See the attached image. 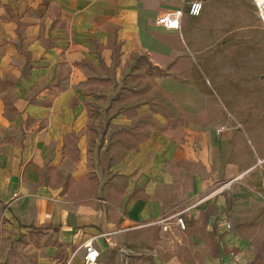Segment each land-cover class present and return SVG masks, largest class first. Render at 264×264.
<instances>
[{
    "label": "crops",
    "instance_id": "crops-1",
    "mask_svg": "<svg viewBox=\"0 0 264 264\" xmlns=\"http://www.w3.org/2000/svg\"><path fill=\"white\" fill-rule=\"evenodd\" d=\"M195 1L201 11L192 16ZM175 9L182 11L178 29L155 23ZM226 43L263 53L264 28L250 0H0V216L13 236L48 226L59 229L66 245L94 237L111 264L115 251L108 245L133 250L138 224L171 216L163 211L159 186L175 146L158 134L165 119L157 88L184 113H199L197 91L178 78L175 62ZM186 129L197 153L201 148L223 160V142L195 123ZM140 133L138 143L107 166L127 186L108 214L96 203L73 208L50 197L59 194L45 182L50 167L74 178L102 175L92 167V149L98 148L101 167L104 148L121 147ZM225 201L217 198L220 207ZM182 211L186 229L171 224L185 233L200 224L205 208L192 204ZM5 227L0 222V237ZM220 227V246L243 250L245 240ZM79 252L72 261L80 264L82 247ZM235 254L221 253L212 264L251 259L246 249Z\"/></svg>",
    "mask_w": 264,
    "mask_h": 264
},
{
    "label": "rangeland",
    "instance_id": "rangeland-1",
    "mask_svg": "<svg viewBox=\"0 0 264 264\" xmlns=\"http://www.w3.org/2000/svg\"><path fill=\"white\" fill-rule=\"evenodd\" d=\"M218 48L175 62L178 78L190 82L197 91L199 113H184L157 88V110L165 119L164 125H157L158 134L175 146L174 156L166 164L168 175L159 186L163 211L166 208L172 216L194 204L205 208L202 221L188 226L185 233L173 224L165 231L149 220L141 222L132 231L137 240L133 250H123L117 244L107 246L115 251L111 264H156V257L178 259L180 264H212L221 253L234 252L236 256L245 249L251 259L237 258V262L264 264V51H244L238 43ZM190 122L225 144L222 161L200 152L201 148L197 153L193 145L196 138L186 129ZM217 128L222 131L215 134ZM141 137L142 133L136 134L121 147L104 148L101 167L98 148H93L92 167L101 168L102 175L74 178L69 173H53L50 167L45 182L59 187V194L50 197L73 208L96 203L108 214L110 207L122 202L127 186L107 166ZM131 195L138 196L137 192ZM219 195L226 199L222 207L217 202ZM7 221L0 216L6 225L0 237L5 241L0 264H70L75 255H81V244L66 245L57 227L33 228L13 236ZM220 226L245 240L243 250L220 246ZM100 256V264H105L108 255L102 251ZM72 264L79 262L75 258Z\"/></svg>",
    "mask_w": 264,
    "mask_h": 264
},
{
    "label": "built area",
    "instance_id": "built-area-1",
    "mask_svg": "<svg viewBox=\"0 0 264 264\" xmlns=\"http://www.w3.org/2000/svg\"><path fill=\"white\" fill-rule=\"evenodd\" d=\"M250 1L255 8L260 24L264 28V0H250ZM200 11H201V2L199 1L192 2L188 9V13L192 16L199 15ZM181 15H182V11L180 9H175L158 16L155 19V23L166 29L175 30L178 29L180 26ZM221 131H222L221 128L216 129V133H220ZM182 213L183 211H180L173 214L172 216H163L151 223L159 224L165 231H167L168 229H170V224H171L170 219L173 218V224H175L176 228L180 231H183L186 229V224ZM227 227L229 228L230 225L227 224ZM94 241L95 238L90 237L82 243L81 247L83 249V253L80 264H99L100 250L97 248Z\"/></svg>",
    "mask_w": 264,
    "mask_h": 264
}]
</instances>
